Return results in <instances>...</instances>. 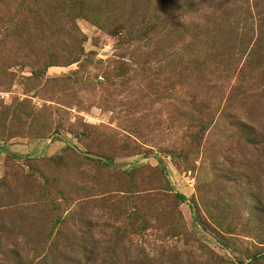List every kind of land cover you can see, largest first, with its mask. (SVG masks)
I'll list each match as a JSON object with an SVG mask.
<instances>
[{"label":"rangeland","instance_id":"374dc122","mask_svg":"<svg viewBox=\"0 0 264 264\" xmlns=\"http://www.w3.org/2000/svg\"><path fill=\"white\" fill-rule=\"evenodd\" d=\"M0 264H264V0H0Z\"/></svg>","mask_w":264,"mask_h":264}]
</instances>
